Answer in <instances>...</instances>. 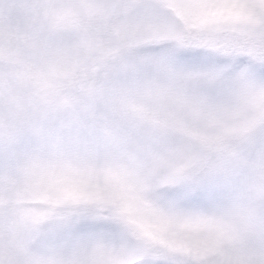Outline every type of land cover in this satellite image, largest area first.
Returning <instances> with one entry per match:
<instances>
[{"label": "snow or ice", "instance_id": "snow-or-ice-1", "mask_svg": "<svg viewBox=\"0 0 264 264\" xmlns=\"http://www.w3.org/2000/svg\"><path fill=\"white\" fill-rule=\"evenodd\" d=\"M0 264H264V0H0Z\"/></svg>", "mask_w": 264, "mask_h": 264}]
</instances>
